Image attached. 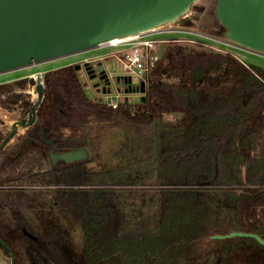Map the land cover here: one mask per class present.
I'll return each instance as SVG.
<instances>
[{"label": "trees", "instance_id": "obj_1", "mask_svg": "<svg viewBox=\"0 0 264 264\" xmlns=\"http://www.w3.org/2000/svg\"><path fill=\"white\" fill-rule=\"evenodd\" d=\"M28 84H0V107L26 117L36 101ZM42 84L35 132L65 148V130H84L95 159L106 133L132 137L124 159L99 171L83 161L32 174L35 147L0 151V185L44 186L0 189V248L14 264H264L254 239H210L264 240V69L172 41L135 104L90 99L72 65L45 72Z\"/></svg>", "mask_w": 264, "mask_h": 264}, {"label": "water", "instance_id": "obj_2", "mask_svg": "<svg viewBox=\"0 0 264 264\" xmlns=\"http://www.w3.org/2000/svg\"><path fill=\"white\" fill-rule=\"evenodd\" d=\"M197 0H0V73L91 50L132 35L179 24ZM213 17L222 37L240 47L264 55V0H215ZM35 112L43 96V84L35 79ZM144 89H141L143 92ZM16 125L0 144L13 136ZM57 158L65 164L84 161V149L64 152ZM26 236L35 237L23 231ZM250 238L264 247L253 233L230 232L213 240ZM0 245H3L0 240ZM0 264H14L12 254Z\"/></svg>", "mask_w": 264, "mask_h": 264}, {"label": "rangeland", "instance_id": "obj_3", "mask_svg": "<svg viewBox=\"0 0 264 264\" xmlns=\"http://www.w3.org/2000/svg\"><path fill=\"white\" fill-rule=\"evenodd\" d=\"M214 4L215 0H197L192 6L193 8L191 7V12L179 24L164 26L155 30L152 35L164 41L156 47L158 57L169 45V42L174 41L185 47H195L217 53H230L246 66L264 69V55L230 43L223 37H217L214 34L220 28L213 17ZM114 51L116 50L104 46L0 73V84L24 78L31 79L33 84H28L24 93L29 95L33 101L36 98L34 89L36 78L42 82L45 72L72 65L90 99L105 103L109 97H116V103L122 99L130 104H135L143 95L144 91L141 92V89H144L145 84L136 83L127 78L121 63L110 57ZM98 74L106 79V84L100 82ZM117 77H120V81L115 80ZM19 115L15 108L12 111L0 108V129L6 132L10 123L17 120ZM176 118L175 115H165L167 121H174ZM63 136L65 148H81L86 151V167L95 171L114 169L116 164L128 154L123 144H128L130 142L129 137H132L121 129H116L111 134L106 133L107 142L101 150L100 158L95 159V152L90 148L88 140L90 136L84 130L76 134L65 130ZM0 253L2 254L1 250ZM3 257L7 260V257L4 255Z\"/></svg>", "mask_w": 264, "mask_h": 264}, {"label": "flooded vegetation", "instance_id": "obj_4", "mask_svg": "<svg viewBox=\"0 0 264 264\" xmlns=\"http://www.w3.org/2000/svg\"><path fill=\"white\" fill-rule=\"evenodd\" d=\"M98 75H99L98 78H99L100 82L105 83L106 79H104L101 76V74H98ZM115 80L120 81V77H117V79H115ZM14 108L18 110V112L20 114L19 118L10 123L9 128L7 129L6 132L2 131L0 129V134L3 135V137H4L0 141V144L3 142V140L9 134L12 124H14V123H21V124L20 125L15 124L16 129H15L13 136L0 149V151L5 150L8 152L11 150V148L15 147L16 143H20L23 140L27 144L31 145L32 147H35L33 150H31L27 153V159H28L27 163L29 166H27L26 169L32 171V174H36L37 172H39L40 174H47V173H50L51 171H53L59 167H66V166H69V165H72L75 163L83 162V161H76V162L71 163V164L63 163V161L61 159L57 158V156L59 154H62L64 152H68V151L79 150L81 148H64L63 142L62 143L55 142V140H52V139H50V137H47L46 133L43 130H39L38 132H35L34 129L32 128L35 121L31 125H28L25 127V125H27V123L29 122V114L30 113H28L26 115V117H24L22 115V110L19 108L18 105L12 106L9 110L4 109V108H1V109L6 110V111H12V110H14ZM38 140H39V142H38ZM32 164L35 166L33 167ZM34 168H36V169H34ZM42 187H44V186H34L32 184H23V185L11 184V185H6V186L0 185V189H2V188H16V189L29 190V189H36V188H42ZM48 188H52V187L48 186ZM0 250H1V248H0ZM1 252H2V250H1ZM2 254H3V252H2ZM5 257H7V256H5ZM7 258H9V257H7Z\"/></svg>", "mask_w": 264, "mask_h": 264}, {"label": "built area", "instance_id": "obj_5", "mask_svg": "<svg viewBox=\"0 0 264 264\" xmlns=\"http://www.w3.org/2000/svg\"><path fill=\"white\" fill-rule=\"evenodd\" d=\"M154 32L155 30L121 38V42L117 44H104L97 48L108 46L116 50L110 54V57L121 63L127 78L136 83H144L147 75L154 68L159 59L156 53V47L164 42L153 36L152 34H154ZM121 100L122 99L119 101ZM119 101H117V103ZM117 103L116 97H109L108 101L105 102V104L112 108H116Z\"/></svg>", "mask_w": 264, "mask_h": 264}, {"label": "bare ground", "instance_id": "obj_6", "mask_svg": "<svg viewBox=\"0 0 264 264\" xmlns=\"http://www.w3.org/2000/svg\"><path fill=\"white\" fill-rule=\"evenodd\" d=\"M126 38V37H125ZM122 39H113L111 40L109 43H107V45H114V44H117L119 42H121Z\"/></svg>", "mask_w": 264, "mask_h": 264}]
</instances>
